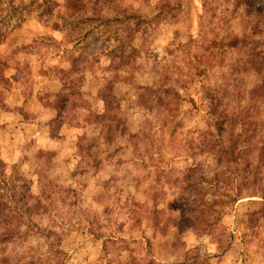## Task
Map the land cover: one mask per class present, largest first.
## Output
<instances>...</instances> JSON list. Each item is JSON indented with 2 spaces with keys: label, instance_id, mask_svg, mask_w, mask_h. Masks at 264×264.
Instances as JSON below:
<instances>
[{
  "label": "rangeland",
  "instance_id": "374dc122",
  "mask_svg": "<svg viewBox=\"0 0 264 264\" xmlns=\"http://www.w3.org/2000/svg\"><path fill=\"white\" fill-rule=\"evenodd\" d=\"M249 48L264 0H0V259L264 264V204L205 148V92L250 87L226 74Z\"/></svg>",
  "mask_w": 264,
  "mask_h": 264
},
{
  "label": "trees",
  "instance_id": "16d2710c",
  "mask_svg": "<svg viewBox=\"0 0 264 264\" xmlns=\"http://www.w3.org/2000/svg\"><path fill=\"white\" fill-rule=\"evenodd\" d=\"M227 49L238 51L236 39L232 40ZM249 50L250 52L245 50L241 55L235 53L236 58L231 57L230 52L232 59L226 67V74L236 76L251 71L257 78L250 87L245 89L237 88L235 84L230 85L228 78L221 74L218 85L205 92L203 103L207 115L206 126L212 130V133L205 130V148L217 154L218 165L223 166V172L235 174L233 176L239 179L234 187V196L241 195L242 189H246L243 193L249 194L248 196L258 194L264 204V156L261 154L263 141L260 139V130L251 128L253 124L252 127L257 124L256 112L260 106H264V50ZM222 61L221 53L217 64ZM162 85H159V89L167 92L169 87L163 88ZM215 185L216 183L211 184V187ZM28 197L29 194L24 193L22 201H27ZM2 199L4 196H0V245L10 241L13 236L10 224L2 223L8 214ZM4 263L7 264V261L0 259V264Z\"/></svg>",
  "mask_w": 264,
  "mask_h": 264
}]
</instances>
